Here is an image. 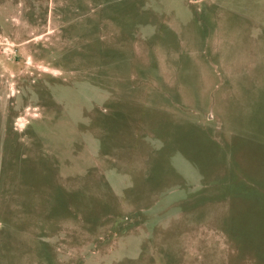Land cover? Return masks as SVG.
Masks as SVG:
<instances>
[{
  "label": "rangeland",
  "instance_id": "374dc122",
  "mask_svg": "<svg viewBox=\"0 0 264 264\" xmlns=\"http://www.w3.org/2000/svg\"><path fill=\"white\" fill-rule=\"evenodd\" d=\"M0 264H264V0H0Z\"/></svg>",
  "mask_w": 264,
  "mask_h": 264
}]
</instances>
